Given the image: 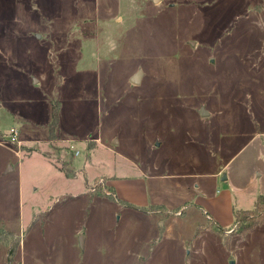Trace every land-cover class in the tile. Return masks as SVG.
<instances>
[{
    "label": "rangeland",
    "instance_id": "obj_1",
    "mask_svg": "<svg viewBox=\"0 0 264 264\" xmlns=\"http://www.w3.org/2000/svg\"><path fill=\"white\" fill-rule=\"evenodd\" d=\"M228 192L264 194V0H0V264H264Z\"/></svg>",
    "mask_w": 264,
    "mask_h": 264
},
{
    "label": "crops",
    "instance_id": "obj_2",
    "mask_svg": "<svg viewBox=\"0 0 264 264\" xmlns=\"http://www.w3.org/2000/svg\"><path fill=\"white\" fill-rule=\"evenodd\" d=\"M58 126L56 127V130ZM56 130L54 134H56ZM54 134L51 135L50 133V138L51 136H54ZM74 176L75 175H72V177ZM109 183L114 187V191L118 199L121 198L124 200H129L142 206H149L152 204H161L167 206V204L164 203V201L159 197L157 199H152L148 184L143 179L110 178ZM200 199H202L203 203L208 206L210 212H212L214 216L219 219L220 222H222V226L227 227L232 224L234 217L229 192L226 194V196L217 197L214 199H206L202 196L199 197V200Z\"/></svg>",
    "mask_w": 264,
    "mask_h": 264
},
{
    "label": "trees",
    "instance_id": "obj_3",
    "mask_svg": "<svg viewBox=\"0 0 264 264\" xmlns=\"http://www.w3.org/2000/svg\"><path fill=\"white\" fill-rule=\"evenodd\" d=\"M59 115H60V110L59 106L56 103L52 104V109H51V120H50V133L51 135L54 134L56 127L58 126L59 123ZM63 169V168H62ZM67 176H72L70 170H63ZM109 193V197L111 200L117 201L119 200L118 197L116 196L114 192V187L111 186ZM113 189V190H112ZM106 193V194H108ZM233 225L235 226V232L239 235H244L257 227L258 225L264 224V194L260 195L253 208L250 209H233ZM210 221V228L214 232H220L228 230L227 227L221 226L217 221L212 219L211 217L209 218ZM20 242V237L18 238L17 244L19 245ZM15 251V248H10V255L9 259L12 258V255Z\"/></svg>",
    "mask_w": 264,
    "mask_h": 264
},
{
    "label": "built area",
    "instance_id": "obj_4",
    "mask_svg": "<svg viewBox=\"0 0 264 264\" xmlns=\"http://www.w3.org/2000/svg\"><path fill=\"white\" fill-rule=\"evenodd\" d=\"M9 138H10V141H12V142H17V143H21V141H20V138H19V130L17 129V128H15V127H12L11 129H10V133H9ZM72 150H74V154L75 155H78L80 152H79V150H75V146H73V145H71V146H69Z\"/></svg>",
    "mask_w": 264,
    "mask_h": 264
},
{
    "label": "water",
    "instance_id": "obj_5",
    "mask_svg": "<svg viewBox=\"0 0 264 264\" xmlns=\"http://www.w3.org/2000/svg\"><path fill=\"white\" fill-rule=\"evenodd\" d=\"M143 74V71L141 69H139L132 77H131V81L134 83V84H138L140 82V79H141V76ZM199 113L203 116H207L209 115V112L205 109L204 106H202L200 109H199ZM82 239V238H81ZM81 244H82V240H81Z\"/></svg>",
    "mask_w": 264,
    "mask_h": 264
}]
</instances>
